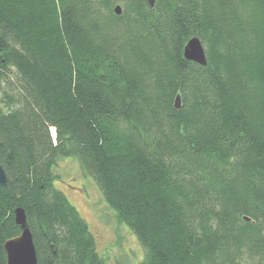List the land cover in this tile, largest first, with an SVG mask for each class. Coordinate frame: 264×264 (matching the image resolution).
<instances>
[{"label":"trees","instance_id":"trees-1","mask_svg":"<svg viewBox=\"0 0 264 264\" xmlns=\"http://www.w3.org/2000/svg\"><path fill=\"white\" fill-rule=\"evenodd\" d=\"M65 158L141 264H264V0H0V264L17 208L39 264H108Z\"/></svg>","mask_w":264,"mask_h":264},{"label":"rangeland","instance_id":"rangeland-1","mask_svg":"<svg viewBox=\"0 0 264 264\" xmlns=\"http://www.w3.org/2000/svg\"><path fill=\"white\" fill-rule=\"evenodd\" d=\"M55 172L60 175L55 186L86 220L97 250L106 262L141 264L145 254L137 237L127 225L118 222L93 179L83 174L79 162L73 158L61 159Z\"/></svg>","mask_w":264,"mask_h":264},{"label":"water","instance_id":"water-1","mask_svg":"<svg viewBox=\"0 0 264 264\" xmlns=\"http://www.w3.org/2000/svg\"><path fill=\"white\" fill-rule=\"evenodd\" d=\"M151 7H154L155 0H148ZM116 13H122V7H116ZM184 56L187 60L193 61L199 65L208 64L206 49L200 38H192L185 47ZM181 107V97L176 98V108ZM53 134V132H52ZM53 137H56L53 134ZM0 186H8V178L3 166L0 164ZM16 224L21 228V234L5 242L4 249L7 256L6 264H39L37 252L34 245L33 235L30 230L26 212L22 208L16 209Z\"/></svg>","mask_w":264,"mask_h":264},{"label":"bare ground","instance_id":"bare-ground-1","mask_svg":"<svg viewBox=\"0 0 264 264\" xmlns=\"http://www.w3.org/2000/svg\"><path fill=\"white\" fill-rule=\"evenodd\" d=\"M53 133H54V130H53ZM54 135H55V133H54Z\"/></svg>","mask_w":264,"mask_h":264}]
</instances>
